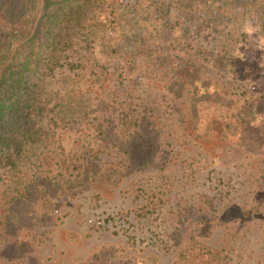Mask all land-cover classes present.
<instances>
[{"label": "rangeland", "instance_id": "rangeland-1", "mask_svg": "<svg viewBox=\"0 0 264 264\" xmlns=\"http://www.w3.org/2000/svg\"><path fill=\"white\" fill-rule=\"evenodd\" d=\"M150 2L86 8L0 170V264H264V0Z\"/></svg>", "mask_w": 264, "mask_h": 264}, {"label": "trees", "instance_id": "trees-1", "mask_svg": "<svg viewBox=\"0 0 264 264\" xmlns=\"http://www.w3.org/2000/svg\"><path fill=\"white\" fill-rule=\"evenodd\" d=\"M165 1L152 0L149 10H159ZM98 2L0 0V170L16 168L22 153L39 141L35 121L51 110L44 97L46 79L63 64L80 66L67 63V54L75 31L83 27L86 8ZM197 2L171 3L193 9ZM240 33H226L221 48L230 49Z\"/></svg>", "mask_w": 264, "mask_h": 264}]
</instances>
